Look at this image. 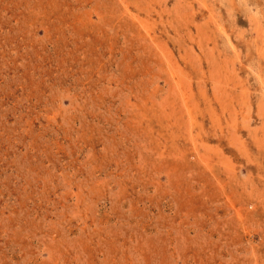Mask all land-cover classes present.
Here are the masks:
<instances>
[{
    "label": "rangeland",
    "instance_id": "1",
    "mask_svg": "<svg viewBox=\"0 0 264 264\" xmlns=\"http://www.w3.org/2000/svg\"><path fill=\"white\" fill-rule=\"evenodd\" d=\"M0 264H264V0H0Z\"/></svg>",
    "mask_w": 264,
    "mask_h": 264
}]
</instances>
